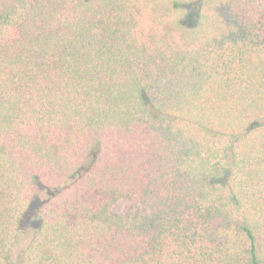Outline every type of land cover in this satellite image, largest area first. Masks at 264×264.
<instances>
[{
	"label": "trees",
	"instance_id": "obj_1",
	"mask_svg": "<svg viewBox=\"0 0 264 264\" xmlns=\"http://www.w3.org/2000/svg\"><path fill=\"white\" fill-rule=\"evenodd\" d=\"M0 264H264V0H0Z\"/></svg>",
	"mask_w": 264,
	"mask_h": 264
},
{
	"label": "rangeland",
	"instance_id": "obj_2",
	"mask_svg": "<svg viewBox=\"0 0 264 264\" xmlns=\"http://www.w3.org/2000/svg\"><path fill=\"white\" fill-rule=\"evenodd\" d=\"M188 25H191L192 24V21H188L187 23ZM122 208H125V205L121 204L117 207V209H122Z\"/></svg>",
	"mask_w": 264,
	"mask_h": 264
}]
</instances>
